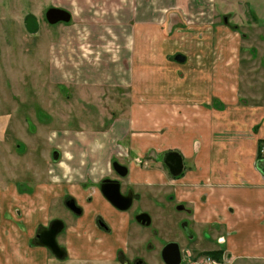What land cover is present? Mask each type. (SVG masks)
Instances as JSON below:
<instances>
[{
	"label": "rangeland",
	"instance_id": "obj_1",
	"mask_svg": "<svg viewBox=\"0 0 264 264\" xmlns=\"http://www.w3.org/2000/svg\"><path fill=\"white\" fill-rule=\"evenodd\" d=\"M136 1L139 4L140 0ZM188 1L179 0L180 4L176 7L180 9L175 8L174 5V9L166 10L164 4V16L167 19L172 16L168 25L165 24L162 28L144 25L146 28L142 29V32L135 33L133 17L136 15L123 17V14H120L117 17L111 12L106 16L104 25L103 23L94 24L95 26L84 25V9L95 6L91 0H83V8L79 5L80 0H0V193L3 190L7 191L10 187V194L15 186L19 196L32 195L35 186H43L50 182L51 165L54 163L51 156L53 151H61L62 161L67 163L71 158L69 153L72 150L65 148L75 147L73 137L87 140L85 136H88L100 139L103 133L106 134L112 130V124L118 125L125 119L129 120L130 111L134 107L133 101L138 96L133 87H123V84L122 86L84 85L80 80L82 71L91 67L96 70V64L101 60H107L108 57L113 58L117 65L124 63L121 62L124 60L123 56L119 54L125 51V46L128 49L130 46L123 42L119 43L123 40V36L128 39L131 36V40L138 36H143L145 40L158 39V44L164 47L162 53L168 57H172L175 53L182 55L189 53L192 56L190 51L200 50L204 46L210 51H215L219 49V46H223L217 40H223L228 43V49L239 51L237 57L239 58L240 96H245L250 104L264 105V102L258 99L259 93L264 94V65L259 68L260 56L264 57V42L256 40L255 37L258 32L264 33V0H195V7L192 5L187 7ZM153 3L156 4L150 0L146 12L153 14L152 17L148 16L151 20L153 19L152 23H158L155 21V11L152 12L151 4ZM156 5H159V2ZM51 7L68 9L73 15L72 23L47 24L44 13ZM28 14L35 15L38 20L39 30L35 35H29L24 28L23 19ZM224 16H227L229 26L224 25L222 20ZM157 17H160V14ZM232 25H238L236 30L239 33L243 32L245 36H240ZM94 27L99 28V31L93 33ZM95 34L106 38L109 36L110 40L115 41L107 44L88 43L87 37L95 36ZM194 36L197 39L196 42H193ZM149 44L156 46L155 42ZM120 45L123 48H119ZM222 49L220 47V50ZM254 49H258L259 54L256 52L255 57L251 55ZM242 50H245V53H240ZM157 52L159 56L160 51ZM156 56L155 54L154 57ZM168 57V65L162 70L158 69L159 74L164 73V76L157 80V84L161 86L158 89H151L150 84H145L148 85L147 88L141 84L138 93L142 96L138 99L142 97L151 101L158 98L159 102L166 103L172 97L175 98V86L170 84L175 82L173 70L175 61ZM65 65L69 67L68 70H65ZM62 72L66 74L61 75ZM257 73H259L258 78ZM151 76L154 79V75ZM120 81L128 82L122 78ZM137 85L139 84H135ZM257 87H259L258 93ZM147 101L145 105L151 104ZM155 107H159V110L163 108L161 104ZM164 108L162 111L166 113L168 110L175 111V106L172 105ZM157 116L159 120L160 113H157ZM140 117L143 122H149L148 120L154 117L153 111L146 108L140 113ZM163 117L171 126L175 123L172 122L175 120V115ZM113 120H115L114 123H112ZM160 131L162 135L167 132ZM63 137L73 142L67 146L57 144V141ZM95 143L98 141L95 140ZM169 150L175 151V149ZM161 154V152L145 154L140 166L147 168L148 184L147 186L138 185L140 179L137 178V186H134L143 198L139 208L146 211L153 219L150 227L144 228L132 224L130 230V247L135 249L139 245L144 253L150 251L151 244L160 245L161 237L162 240L174 238L173 232L167 227L170 224L169 215L172 212L168 208L172 206L166 203L165 198L168 194H175V181H173L175 175H172L170 170L168 173L164 161L165 167L163 166L160 160ZM156 198L159 203L156 202ZM61 203V199L52 201L50 218L66 216L72 219ZM162 203L165 205L164 212L157 218L155 214L162 211L158 208ZM29 204L33 206L30 199L21 203H7L0 194V227L7 223L14 225L21 242L20 257L24 261L23 264H31L32 254L28 253L27 248L37 246L33 239L28 238V225L20 221V217L24 216L22 212L25 213V210L30 207ZM178 216L179 219L186 218L182 213ZM71 223L72 221L67 219L69 227ZM70 228L67 230V236L72 239L73 230ZM177 233L183 250H187L182 252L185 264H190L193 259H201L198 251H193L195 246L206 249L212 244L209 235L205 238V243H202L199 236L191 235L189 240L185 238L180 228L177 229ZM68 237L65 238L61 234L58 242L62 243L64 239L68 241ZM140 239L143 240L140 241ZM86 241L79 240L76 246L90 243L94 249L98 248L95 240ZM108 242L111 245H117L113 240ZM0 243V264H15L14 261H18V257H13L11 249L7 244L2 243L1 238ZM76 246L75 249L68 248L69 259L64 262L45 253L48 259L47 264H79L73 261L74 258H98V255L89 257L87 254L86 256L87 252L83 254ZM40 257L36 255V258Z\"/></svg>",
	"mask_w": 264,
	"mask_h": 264
},
{
	"label": "crops",
	"instance_id": "obj_2",
	"mask_svg": "<svg viewBox=\"0 0 264 264\" xmlns=\"http://www.w3.org/2000/svg\"><path fill=\"white\" fill-rule=\"evenodd\" d=\"M91 1L95 6L84 9V25L95 26L94 24L98 23L104 25L106 16L111 12L117 17L120 14H123V17L136 15L133 17L135 33L142 32V29L146 28L144 25L153 28L168 25L172 16L168 19L164 16L165 7L166 10H170L174 9V5L177 8L176 6L180 4L179 0H153L156 4L159 2V5L151 4L152 12L155 11V21L160 23L158 24L152 23L153 19L149 17L153 14L146 12L150 0H140L139 4L136 0ZM79 5L83 8V0H80ZM190 5L195 7V0H189L187 7ZM60 9L69 12L71 16L69 23L62 24L72 23L71 12L68 9ZM158 14L160 17H157ZM97 31L99 28L92 29L93 33ZM125 37L119 41L130 46V49L125 46V51L119 54L123 56L124 60L121 62L124 63L117 65L113 58L108 57L107 60H101L96 64V70L91 67L82 71L80 80L84 85L123 84V87H133L138 96L133 101L134 107L130 111L129 120L125 119L118 125L112 124V130L103 133L100 139L88 136H85L87 140L73 137L75 147L65 148L72 150L67 163L62 161L61 151L55 150L59 154V160H54L51 165L50 182L43 186H35L34 193L25 194L26 196H19L15 186L9 194V187L7 191L3 190L0 193L2 199L4 197L7 203L13 204L27 199L32 200L33 206L29 204L30 207L25 213L22 212L24 216L20 217V221L28 225L30 239L33 238L38 226L49 221L52 201L67 194L75 197L90 216L101 213L105 217H110L113 215L110 205L93 190H81L79 184L85 178H90L94 182L107 173L113 153H125L126 149H132L130 157L135 158V162L132 161L134 165L148 152L160 153L175 149V154L181 157L183 165L181 173L175 176V197L183 208L186 206L188 209L187 227L195 237L206 233L212 239L210 247L204 249L195 246L193 251H198V255L203 252L221 251L223 254L220 260L223 264H264V163L257 159L260 143L264 141V105L250 104L245 96H240L238 52L228 49L227 42L217 40L223 46H219L215 51H210L204 46L200 50L190 51L192 56L189 53L180 54L185 57V61L175 62L173 68L175 82H169L171 86H175V98L172 97L166 103L159 102L158 98L147 101L142 97L138 99L142 96L138 93L140 85L144 84L143 87L147 88L148 85L145 84H150L151 89H158L161 86L157 84V80L163 77L164 73L159 74L158 69L162 70L168 65V56L162 53L164 47L158 44V39L145 40L143 36H138L131 40V36L129 39ZM192 39L193 42L197 40L195 36ZM86 40L92 44L115 41L110 40L109 36L106 38L97 34L88 36ZM150 42H155L156 46L150 45ZM121 47L123 48L120 45L119 48ZM220 47L223 49L220 50ZM177 54L169 56L168 59L172 60ZM119 66L123 68H118ZM68 69L69 67L65 65V70ZM149 69H153L154 73ZM151 75H154V79ZM121 78L128 82H121ZM146 101L151 104L145 105ZM160 104L163 108L175 106V111L169 112L166 109L168 110L166 113L162 111L163 108L159 110V107L155 106ZM146 108L153 111L154 117L148 120L150 123L143 122L140 117V113ZM157 113L161 115L159 120ZM170 114L175 115V120L172 121L175 123L172 126L163 117ZM162 130L167 132L162 135L159 133V131L162 133ZM95 140L98 143H95ZM71 142L73 141L63 137L57 144L67 146ZM132 170L134 184L137 183V178L140 179L139 184L147 183L148 172L134 169V166ZM89 193L95 198L93 206L96 210L84 203V198ZM23 198L25 200H22ZM87 223L89 226L92 225V222ZM119 225L113 224L116 229ZM0 238L2 243L11 249L13 257H18V261L14 263L23 264L24 261L20 257L21 242L12 223L1 225ZM109 240L101 247L106 256L115 247L108 242ZM76 248L81 249L83 254L87 252L86 256L88 254L89 257L94 256L97 250L84 245ZM27 251L32 254L31 264L48 263L47 251L42 246L29 247ZM36 255L41 257L36 258ZM77 258L73 260L75 263L79 262Z\"/></svg>",
	"mask_w": 264,
	"mask_h": 264
},
{
	"label": "flooded vegetation",
	"instance_id": "obj_3",
	"mask_svg": "<svg viewBox=\"0 0 264 264\" xmlns=\"http://www.w3.org/2000/svg\"><path fill=\"white\" fill-rule=\"evenodd\" d=\"M52 8V7H51ZM57 8V7H54ZM60 9V8H59ZM44 20L45 13H44ZM223 23L225 26L228 25L227 16L222 18ZM257 20V19H256ZM47 23V21H46ZM48 24V23H47ZM232 27L236 30L238 25H232ZM237 31V30H236ZM239 33V31H237ZM238 37L245 36L243 32L240 31ZM256 40L260 42H264V33L258 32L255 36ZM254 49L251 51V55L255 57L257 50ZM240 53H245V50L240 51ZM239 54V51H238ZM258 54V52H257ZM259 55V54H258ZM258 57V56H257ZM256 57V58H257ZM263 56H260L259 60V68L260 66L264 65ZM239 62V58H238ZM258 71H260L258 69ZM259 73H257V78ZM259 92V87H257V93ZM258 99L262 103L264 102V94L259 93ZM263 105V104H261ZM264 149V141H261L259 150L257 153V159L259 162L264 163V153L262 150ZM133 153L132 149H126L125 153L114 154L110 158L108 172L99 177L96 181L90 180V178H85L83 182L79 184L81 190L91 189L96 192L103 201L107 202L110 205L113 215L110 217H105L101 213L94 214V216H90L89 213L84 209L83 205L73 196L65 195L61 198L63 207L68 211L72 219L67 218L66 216L63 218L55 217L50 218L49 221L46 222L45 225L38 226L35 229V233L33 236V242L37 246H42L46 249L47 253L51 255L52 258L57 259L59 261H67L69 259V247L74 248L76 243L81 241L88 240L93 242L94 240L97 242V250L94 253L93 257L98 255V258L92 259H79V264H165L162 251L166 245L175 243L179 248V252L181 255L180 264H185L183 261L182 252H186L187 250H183V246L181 245L178 239L177 229H181L183 236L189 240L191 234L190 229L187 227V216H188V209L186 206L183 208L180 202L177 201L175 194H168L165 198L166 203L171 204L172 207L168 208L172 212H170V224L167 225L168 228L173 232L174 238L171 240H161L160 245H153L149 247L150 251L148 253L142 252L140 246L138 245L135 249L130 247L129 237L131 235V228L132 224H136L141 227H150L153 223L152 216H150L146 211L139 208V203L141 202L142 194L138 193L134 186H137V183L134 184L132 181L133 178V170L139 169L147 172V168L140 166L142 164V159L138 163L132 164V161L135 162V158H132L128 155ZM160 160L162 161L163 166L164 162H166L167 171L173 170L175 172V167L177 164V156H175V151L165 150L161 152ZM174 154V155H173ZM52 158L55 156V151L52 152ZM54 160V159H53ZM56 161L59 160V154L57 153ZM164 161V162H163ZM114 163H117V168H114ZM169 173V171H168ZM127 180V181H125ZM175 181V179H173ZM148 183L138 184L142 186H147ZM141 186V187H142ZM139 187V186H138ZM120 195L118 197V194ZM113 199L117 202V206H113L108 199ZM144 197V196H143ZM95 198L91 193L85 196L84 203L88 206L95 205ZM156 202L158 199L156 198ZM159 203V202H158ZM162 205V206H161ZM159 209L162 211L156 212L157 218H159L160 214L164 212V203H162ZM94 207V206H93ZM96 210V207H94ZM173 209V210H172ZM131 212V214L129 213ZM179 213H182L186 216V218L179 219ZM96 215V216H95ZM147 215L149 219V224H146V221L142 216ZM67 219L72 221L70 227L67 224ZM168 219V218H167ZM89 224L92 225L89 226ZM114 223H120L119 228H115L113 226ZM73 224V226H72ZM68 228L73 230V238H69L67 236ZM169 230V229H168ZM169 230V232H171ZM63 234L66 238L68 237V241H64L62 243L58 242V237ZM158 234V233H157ZM208 237V234L203 233L201 234L200 238L202 243H205V238ZM113 240L114 244H117L114 249H111V252L108 256L104 253V250L101 248L103 247V243L107 240ZM106 240V241H105ZM143 239H140L142 241ZM139 241V240H138ZM102 245V246H101ZM187 245V244H186ZM84 246H92V244L87 243ZM221 252V251H220ZM206 252L199 254V258L209 257L205 255ZM149 254V255H148ZM223 254V252H222ZM171 255V254H170ZM62 256V258H60ZM157 260H156V259ZM211 258V257H210ZM201 259H193L190 261V264H197L200 262ZM214 259V258H212ZM169 260V258H168ZM216 260V259H214ZM221 264L223 262L219 259Z\"/></svg>",
	"mask_w": 264,
	"mask_h": 264
},
{
	"label": "water",
	"instance_id": "obj_4",
	"mask_svg": "<svg viewBox=\"0 0 264 264\" xmlns=\"http://www.w3.org/2000/svg\"><path fill=\"white\" fill-rule=\"evenodd\" d=\"M45 19L49 25H56L59 23H69L71 16L69 12L63 9L52 7L46 10ZM23 23H24V28L29 35L37 34L39 30V23L35 15L33 14L26 15L25 18L23 19ZM173 59L175 62H179V63H183L185 61V57H183L180 54L175 55ZM56 156H57V152H55V156H53L54 160L56 159ZM175 156H177V164L175 167V172H172L173 170H171V173L172 175L178 176L182 171L183 165H182L181 157L177 154H175ZM116 165L117 163H114L113 165L114 168H117ZM119 196L120 195L118 194V197ZM106 198L113 206L119 207L117 206L116 201H114L113 199H109L108 197ZM142 218H144V220L146 221V224H149V219L147 215L142 216ZM162 257H163L165 264H180L181 255H180L177 244L171 243V244L166 245L162 251ZM60 258H62V256H60Z\"/></svg>",
	"mask_w": 264,
	"mask_h": 264
},
{
	"label": "built area",
	"instance_id": "obj_5",
	"mask_svg": "<svg viewBox=\"0 0 264 264\" xmlns=\"http://www.w3.org/2000/svg\"><path fill=\"white\" fill-rule=\"evenodd\" d=\"M262 152L264 153V149L262 150ZM197 264H221V263L210 257H204Z\"/></svg>",
	"mask_w": 264,
	"mask_h": 264
},
{
	"label": "trees",
	"instance_id": "obj_6",
	"mask_svg": "<svg viewBox=\"0 0 264 264\" xmlns=\"http://www.w3.org/2000/svg\"><path fill=\"white\" fill-rule=\"evenodd\" d=\"M205 255L214 258L216 260H219L222 253L220 251H213V252H206Z\"/></svg>",
	"mask_w": 264,
	"mask_h": 264
}]
</instances>
